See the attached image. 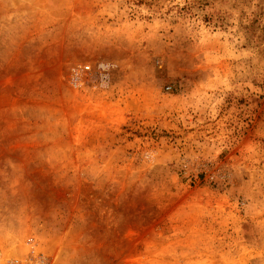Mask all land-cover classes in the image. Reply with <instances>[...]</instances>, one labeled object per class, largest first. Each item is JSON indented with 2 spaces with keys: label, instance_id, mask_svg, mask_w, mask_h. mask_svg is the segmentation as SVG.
<instances>
[{
  "label": "rangeland",
  "instance_id": "rangeland-1",
  "mask_svg": "<svg viewBox=\"0 0 264 264\" xmlns=\"http://www.w3.org/2000/svg\"><path fill=\"white\" fill-rule=\"evenodd\" d=\"M30 237L264 264V0H0V247Z\"/></svg>",
  "mask_w": 264,
  "mask_h": 264
},
{
  "label": "built area",
  "instance_id": "built-area-1",
  "mask_svg": "<svg viewBox=\"0 0 264 264\" xmlns=\"http://www.w3.org/2000/svg\"><path fill=\"white\" fill-rule=\"evenodd\" d=\"M88 65L79 66L71 70L70 83L81 87L84 83L85 73H89ZM0 264H48V258L40 250L38 243L33 237L26 240V251L23 254H6L0 247Z\"/></svg>",
  "mask_w": 264,
  "mask_h": 264
}]
</instances>
